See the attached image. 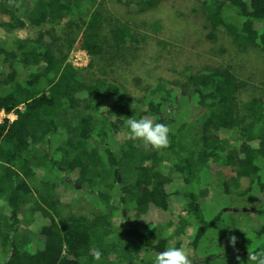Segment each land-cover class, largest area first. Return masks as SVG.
Instances as JSON below:
<instances>
[{
  "label": "trees",
  "instance_id": "1",
  "mask_svg": "<svg viewBox=\"0 0 264 264\" xmlns=\"http://www.w3.org/2000/svg\"><path fill=\"white\" fill-rule=\"evenodd\" d=\"M75 1L0 0V12L6 16L0 26L50 25L34 37L16 38L10 46L0 44V109L15 113L14 119L0 122V264H111L108 257L113 253L130 262L138 257L139 264H154V256L169 247L172 234L165 233L167 226L132 222L122 211L121 223H115L117 206L111 198L116 185L126 194L133 193L136 218L149 207L169 210L168 185L173 178L157 167L163 161L181 180L173 193L184 194L185 214L178 217L174 229L183 234L191 226L188 243L193 250L218 217L205 219L198 201L201 175L210 166L222 165L234 181L249 177L251 187L235 195L258 190L263 197L255 212L264 215V85L252 87L251 79L242 78L228 63L195 71L186 66L179 73L181 80L174 81L177 91L159 81L143 86L144 93L134 99L114 77L115 67L144 40L142 30L158 31L160 21L137 24L132 18L115 17L104 0L89 13L80 11L75 19ZM142 1L139 11L157 5V0ZM198 2L206 30L203 40L213 42L224 35L238 53L264 58V0ZM74 46L88 54L87 67H95L98 76L87 75L67 60ZM15 64L23 69V78L17 77ZM128 99L137 103L138 119L146 116L170 127L167 148L146 151L139 149V142L125 140L117 156L109 147L123 119L111 118L103 108L124 112ZM183 102L199 109L201 117L200 127L191 128L195 138L189 150H181L177 139L186 131V121L172 112ZM122 160L131 164L134 179L123 175ZM71 172L77 173L74 182L97 195L105 209L98 206L59 215L55 189ZM78 195L82 204L84 197ZM117 197L119 203L125 202L122 195ZM27 200L30 204L24 207ZM36 213L40 225L23 229L22 222L33 220ZM262 233L264 224L254 231ZM232 235L217 231L219 243L229 245ZM250 243L245 241L234 253L247 259ZM97 249L102 252L98 261L93 257Z\"/></svg>",
  "mask_w": 264,
  "mask_h": 264
},
{
  "label": "rangeland",
  "instance_id": "2",
  "mask_svg": "<svg viewBox=\"0 0 264 264\" xmlns=\"http://www.w3.org/2000/svg\"><path fill=\"white\" fill-rule=\"evenodd\" d=\"M104 1L108 8H111L115 17H121V19L132 18L137 24L140 21H151L152 19H158L161 23V28L158 31L153 29H149V31L142 30L141 34L145 35L144 40L131 47L125 58L115 67L114 77L117 78L118 82H123L124 89L134 99L139 98L144 93L143 86H154L159 81L166 83L168 88L177 91L174 81L181 80L179 73L186 66L191 71H195L197 69L203 70L223 66L228 63L235 71L239 72L242 78L248 80L249 77L252 87L264 85L263 57L252 53L251 57L248 58L247 54L238 53L229 44L227 36L225 37L224 35H219L217 40L213 42L202 39L206 30L203 28L198 0H157V5L144 11H139V4L143 2L142 0ZM98 2L99 0H76L74 5L76 10L73 12V17L75 15V19H77L80 11L82 12L83 10L89 13ZM5 19V14L0 12V21ZM62 25L63 23H60L55 26L57 32H59ZM49 26L27 25L12 29L0 26V44L10 46L16 38L34 37L39 29L48 28ZM161 40H164L167 45L161 46L158 42ZM220 48H224L225 52H220ZM67 60L76 67L81 68L87 75L95 73L98 76V71L95 67H87L89 56L84 50L76 46L72 47L68 52ZM15 68L17 77L23 78L24 71L20 65L15 64ZM182 74H184V71H182ZM125 104L126 111L124 112H115L112 108H103L104 111L109 112L111 118L114 116L116 119H123L120 130L117 133L115 132L109 143V147L114 150L117 156L120 155V144H124L125 140H133L126 125L127 119L130 117L138 119L137 103L128 99ZM20 108H22V105H20ZM172 112L179 121H186V131L182 132L177 139L181 150H189L190 142H193L195 138L191 128L200 127L201 123L199 109L183 102L181 105L176 104V106H173ZM10 117L12 119L15 118L14 115H10ZM220 134L224 136L225 132ZM133 141L139 142V149L152 151L151 148H145L141 141ZM149 163V161L145 162L147 165ZM130 166L131 164L127 160H122L121 170L123 175L128 177V180L134 179ZM157 167L160 170H165L173 178V181L168 185V191L172 193L169 210L149 207L144 214L136 218L131 208L133 193L126 194L116 185L115 193L111 198V202L117 206L113 221L118 224L121 223L120 211H122L123 215H127L132 222H152L166 225L165 233L172 234L169 237L168 246L185 248L191 253V259L192 257L195 260L207 259V264H252L251 261L242 256H240V260H237V254L234 253L233 248L231 246L229 248V245L223 241L219 243L217 236L218 230H228L237 237L236 248L244 247V242L251 240V243L247 246L248 252L264 250V233L254 234V231L261 224H264V215L257 214L255 209L250 210L261 203L263 194L261 193L260 195L258 190H254L251 194H247L244 197L235 195L251 187L250 178L240 177L234 181L231 179V173L222 165L210 166L204 171L198 186L200 209L207 220L216 214L218 217L203 234L197 248L193 250L188 243L191 226L189 225L183 234H178L174 229V226L177 225L178 217L185 214L183 192L182 195L176 192L173 193L181 186V180L177 173H173L165 161ZM76 177L77 173L71 172L66 176L67 181L60 182L56 186L55 190L59 200L57 211L59 215L67 217L71 213L88 212L89 209H94L98 206L105 209V205L100 202L97 195L91 192H84V189L74 182ZM79 193L84 197V199L82 198L84 200L82 204H79L77 199ZM118 195H122L125 198L124 203H119ZM29 202H26L24 207L28 206ZM243 208L249 209L243 211ZM36 214L37 216H35L38 219L34 216L33 220L22 222L23 229L35 230L40 225L42 219L40 220L39 214ZM20 217L21 221L25 220L23 214H20ZM229 250L231 253H227ZM136 251L138 252V250ZM140 253L142 254L143 251ZM212 256L213 258H211ZM108 259L111 264H139L138 257H134L133 262H130L122 254L115 256L113 253L109 255Z\"/></svg>",
  "mask_w": 264,
  "mask_h": 264
},
{
  "label": "clouds",
  "instance_id": "3",
  "mask_svg": "<svg viewBox=\"0 0 264 264\" xmlns=\"http://www.w3.org/2000/svg\"><path fill=\"white\" fill-rule=\"evenodd\" d=\"M127 128L133 140L141 141L145 148L154 150H162L169 146V134L172 131L167 124L155 122L148 117L128 118L126 121ZM237 237L230 236L229 245L233 248L234 252L238 253L239 249L236 248ZM191 253L182 247L169 246L164 251L156 255L154 264H193L190 258ZM95 260H100L102 252L97 249L93 253ZM236 259L240 260L237 254ZM247 259L252 264H264V250L252 251L248 254Z\"/></svg>",
  "mask_w": 264,
  "mask_h": 264
},
{
  "label": "built area",
  "instance_id": "4",
  "mask_svg": "<svg viewBox=\"0 0 264 264\" xmlns=\"http://www.w3.org/2000/svg\"><path fill=\"white\" fill-rule=\"evenodd\" d=\"M10 115H14L15 113L13 111L10 112H5L3 109H0V122L4 119V118H8L9 120H12V118L10 117ZM14 119V118H13Z\"/></svg>",
  "mask_w": 264,
  "mask_h": 264
},
{
  "label": "water",
  "instance_id": "5",
  "mask_svg": "<svg viewBox=\"0 0 264 264\" xmlns=\"http://www.w3.org/2000/svg\"><path fill=\"white\" fill-rule=\"evenodd\" d=\"M249 208H243V211H247ZM255 208H252L250 210H254ZM236 211V209H234Z\"/></svg>",
  "mask_w": 264,
  "mask_h": 264
}]
</instances>
